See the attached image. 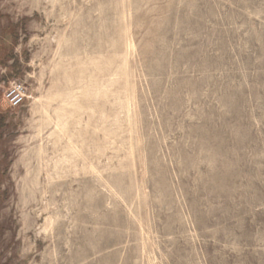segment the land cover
Wrapping results in <instances>:
<instances>
[{"label":"rangeland","instance_id":"1","mask_svg":"<svg viewBox=\"0 0 264 264\" xmlns=\"http://www.w3.org/2000/svg\"><path fill=\"white\" fill-rule=\"evenodd\" d=\"M0 264H264V0H0Z\"/></svg>","mask_w":264,"mask_h":264},{"label":"built area","instance_id":"2","mask_svg":"<svg viewBox=\"0 0 264 264\" xmlns=\"http://www.w3.org/2000/svg\"><path fill=\"white\" fill-rule=\"evenodd\" d=\"M26 87L21 82H13L3 91L2 101L8 109H17L24 104Z\"/></svg>","mask_w":264,"mask_h":264},{"label":"bare ground","instance_id":"3","mask_svg":"<svg viewBox=\"0 0 264 264\" xmlns=\"http://www.w3.org/2000/svg\"><path fill=\"white\" fill-rule=\"evenodd\" d=\"M230 153V152H229ZM215 155V154H214ZM229 155V154H228ZM231 157V156H230ZM222 159V158H221ZM229 161V160H228ZM236 164V163H235ZM214 176V175H213ZM210 182V181H209ZM226 194V193H225ZM230 196V195H229ZM103 237V236H102Z\"/></svg>","mask_w":264,"mask_h":264}]
</instances>
